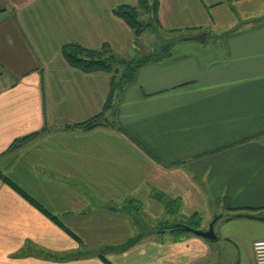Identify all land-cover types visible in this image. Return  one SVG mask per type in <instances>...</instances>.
<instances>
[{
    "label": "crops",
    "instance_id": "crops-1",
    "mask_svg": "<svg viewBox=\"0 0 264 264\" xmlns=\"http://www.w3.org/2000/svg\"><path fill=\"white\" fill-rule=\"evenodd\" d=\"M158 2L160 32L206 34V42L182 40L170 59L137 73L116 104L124 133H84L65 128L102 113L112 76L71 68L62 50L109 45L121 59L142 57L114 15L138 0H0V172L81 242L0 179V264H256L253 245L264 241V0ZM156 193L181 200L185 218L209 213L202 230L222 217L218 241L139 235V204L142 219L169 222Z\"/></svg>",
    "mask_w": 264,
    "mask_h": 264
},
{
    "label": "trees",
    "instance_id": "trees-1",
    "mask_svg": "<svg viewBox=\"0 0 264 264\" xmlns=\"http://www.w3.org/2000/svg\"><path fill=\"white\" fill-rule=\"evenodd\" d=\"M159 2L158 0H138L136 7L123 6L114 11V15L121 19L135 34L136 37L142 36L146 31L159 33L161 31L160 22L158 20ZM146 18V21H142ZM179 31L168 32V35H178ZM183 37L167 43L159 50H155L144 57L136 59H121L114 55L113 51L108 45H104L99 51H90L78 44H70L63 48L62 55L68 65L83 74L92 75L97 73H104L112 75L110 94L104 106L102 113L89 121L77 124L71 127H66L65 130H74L79 132H91L98 128L107 127L116 129L124 133V131L115 123V109L120 94L130 85L134 83L137 73L144 67L152 64L161 63L172 56V49L175 44L181 42ZM46 129L41 133H35L29 137L20 139L14 143L12 148H17L37 140L41 134H45ZM0 179L5 180L16 193L24 198L29 204L41 212L45 217L57 225L60 229L65 231L68 235L74 238L79 244L80 240L64 225L60 220L51 215L40 204L29 197L23 190L13 184L10 180L4 178L0 172ZM157 194V193H156ZM155 198L163 205L168 216L175 217L180 215L183 204L181 200H170L163 195L157 194ZM137 211L141 210V205L137 206ZM140 213V212H139ZM183 218V217H182ZM235 218H250V216H237ZM222 217L219 219L221 220ZM228 221V219H227ZM183 226L196 231H202V217L194 215L191 218H183L175 223L162 222L159 224L162 230L159 233L161 236L170 234L175 241H178L188 235L183 231ZM141 241V237H137L128 243V247L135 245ZM105 261V260H104ZM106 262V261H105ZM109 264L108 262H106Z\"/></svg>",
    "mask_w": 264,
    "mask_h": 264
},
{
    "label": "rangeland",
    "instance_id": "rangeland-1",
    "mask_svg": "<svg viewBox=\"0 0 264 264\" xmlns=\"http://www.w3.org/2000/svg\"><path fill=\"white\" fill-rule=\"evenodd\" d=\"M141 20L142 21H146V18H142ZM190 34L191 33H179L178 35L171 36V35H168L166 32L165 33L164 32L155 33V32H150V31L147 32L146 31L142 36L136 37V38H137V42H138V45H139L138 49L141 50V51H144V55L142 56V57H144L145 55L150 54V53H152L155 50H159L160 48L165 46L167 43H169V42H171L173 40H176V39H178L180 37L184 36L183 39H185V38H193V35H190ZM141 41L144 42L143 46H141ZM209 43H210V40H209ZM111 50H112V48H111ZM137 206H139V205H137ZM135 208L137 209L138 207H135ZM139 212H138L139 216H140V220L139 221H141L140 222L141 224L143 223L142 226H141V224H139L140 227H142V228H140V230H138V234L139 235L144 237L146 235L150 236L151 233H154V235H157V233L161 232L162 229L160 227H158V224H157L158 222L157 221H155L154 223L151 224L150 221H149L150 219H148V218H147L148 220L145 219V218L142 219V216L145 215L143 213V210H139ZM199 216H201L202 218H206L207 216H209V213H204L203 215L199 214ZM166 217H168V215H166ZM182 217L185 218L181 213H180V215H177L175 217L171 216L169 218V222L168 223L178 222L179 220L183 219ZM202 231H207V230H202ZM83 249H84L83 251L85 253V251H87L86 247L84 246Z\"/></svg>",
    "mask_w": 264,
    "mask_h": 264
},
{
    "label": "water",
    "instance_id": "water-1",
    "mask_svg": "<svg viewBox=\"0 0 264 264\" xmlns=\"http://www.w3.org/2000/svg\"><path fill=\"white\" fill-rule=\"evenodd\" d=\"M207 40V35L206 34H202L199 35L197 37H193V38H185L183 39V41L188 42H198V43H202L204 44ZM219 219H215L209 226V229L207 231H196L193 229H190L188 227L183 226V231L186 232L187 234H192L195 237L201 238L203 240L215 243L218 241V237L215 233V225L217 224Z\"/></svg>",
    "mask_w": 264,
    "mask_h": 264
},
{
    "label": "built area",
    "instance_id": "built-area-1",
    "mask_svg": "<svg viewBox=\"0 0 264 264\" xmlns=\"http://www.w3.org/2000/svg\"><path fill=\"white\" fill-rule=\"evenodd\" d=\"M256 264H264V241H258L253 245Z\"/></svg>",
    "mask_w": 264,
    "mask_h": 264
}]
</instances>
